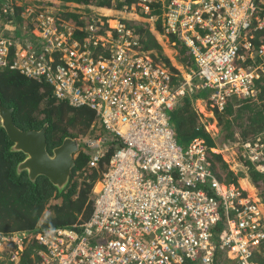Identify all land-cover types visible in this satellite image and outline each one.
Returning <instances> with one entry per match:
<instances>
[{
    "label": "built area",
    "instance_id": "built-area-1",
    "mask_svg": "<svg viewBox=\"0 0 264 264\" xmlns=\"http://www.w3.org/2000/svg\"><path fill=\"white\" fill-rule=\"evenodd\" d=\"M151 3L160 6L162 35L176 36L193 57L189 72L178 66L182 81L153 62L121 19L105 20L102 33L89 24L82 40L48 5L25 8L32 28L21 26L20 36L4 33L11 22L0 19V70L46 83L58 100L94 112L109 135L79 139L88 168L98 169L112 150L89 217L0 232V264H22L28 249L30 264H261L254 258L264 251L260 199L218 179L209 160L218 145L195 136L182 148L169 113L190 86L209 89L218 110L255 91L264 76V0H138L122 11L154 26L157 15H141ZM241 148L243 163L264 172L259 139Z\"/></svg>",
    "mask_w": 264,
    "mask_h": 264
},
{
    "label": "trees",
    "instance_id": "trees-1",
    "mask_svg": "<svg viewBox=\"0 0 264 264\" xmlns=\"http://www.w3.org/2000/svg\"><path fill=\"white\" fill-rule=\"evenodd\" d=\"M17 1L19 4L0 0V19L11 22V30L4 28V33L20 36L21 26L25 25L27 29H31L32 21L22 15L29 5V0ZM42 1V4L53 7L62 20L74 26L73 36L80 40L89 35V24L97 26L96 33L106 31L108 26L105 20L111 17L104 15L105 9L120 11L123 6L129 7L138 2V0ZM152 6L153 10L149 14L141 12V15H157L154 29L162 35L164 29L160 6L151 3ZM122 21L138 35L140 48L144 52L148 51L153 62L163 64L171 72L173 82L184 79L182 70L189 72L194 68L193 57L188 48L176 36L171 34L164 36L168 38V46L174 50L171 55H167L163 53V46L158 41L157 34L150 30L149 22L126 19ZM257 43L259 44V40ZM203 97L201 91L190 86L170 111L169 120L178 139L191 140L195 136H200L205 139L208 146L213 147L217 144L211 133L204 125H196L197 113L192 102ZM0 105L12 109L13 122L22 130L41 129L46 125L45 135L49 152L66 136L80 139L91 133L109 135L99 123H94L95 114L91 109L70 107L53 96L51 86L48 84L27 78L14 70H0ZM213 110L218 125L226 131L225 138L234 141L240 155L241 143L256 139L263 145L264 153V76L256 80V89L250 96L228 99L222 110L216 107ZM12 144L4 128L0 127V231L35 232L52 226H68L89 217L93 186L100 176V171L106 169L112 150H108L105 159L96 169L88 168L89 155L79 149L74 156L70 178L60 190L46 176L39 175L32 180L26 171L18 172L17 164L24 158V153L11 150ZM209 155L211 168L218 179L238 186V180L243 178L244 174L229 169V164L224 161L221 152H210ZM244 164L251 182L260 193V204H264V172L257 170L247 158ZM259 248L263 250L264 244ZM254 258L264 264L259 254ZM22 262L31 263L29 253ZM216 264H223V261Z\"/></svg>",
    "mask_w": 264,
    "mask_h": 264
},
{
    "label": "water",
    "instance_id": "water-1",
    "mask_svg": "<svg viewBox=\"0 0 264 264\" xmlns=\"http://www.w3.org/2000/svg\"><path fill=\"white\" fill-rule=\"evenodd\" d=\"M0 127L13 142L11 150L21 151L24 158L17 164V171H26L30 179L46 176L60 190L65 186L74 165V153L78 150L76 138L66 136L62 142L47 149L46 125L41 129L22 130L12 118V109L0 105Z\"/></svg>",
    "mask_w": 264,
    "mask_h": 264
},
{
    "label": "rangeland",
    "instance_id": "rangeland-1",
    "mask_svg": "<svg viewBox=\"0 0 264 264\" xmlns=\"http://www.w3.org/2000/svg\"><path fill=\"white\" fill-rule=\"evenodd\" d=\"M5 2H6V0H5ZM42 3H43L42 0L40 2L37 0H29V5L26 8L35 9V7L46 6ZM136 7L137 6H135L134 8H136ZM45 8L46 7H43L41 9H45ZM111 18H114V17H111ZM115 20L114 19L109 20V25H114ZM140 22H148V20L142 19V20H140ZM70 25H67V27H69ZM151 27L154 28V26H152V25H151ZM154 33L159 35L158 41L163 46V53H165L167 55H171L174 50L168 46V38L164 37L163 35L158 34L156 31H154ZM201 93L204 97L203 98H196L192 102L193 108L197 113L196 125H198V126L204 125L206 127V130L211 133L216 144L218 145V148L220 149V152L222 154V158L224 159V161H226L229 164V169L233 170L235 173L240 172V173L244 174V177L240 178L238 180L239 185L241 187L245 188L246 192L249 195H251L253 197L260 198V193L258 192V189L251 182V180L247 174V168L241 159V155L237 152V148L234 144V141L231 140L230 138H225L226 131L222 130L221 126L218 125L217 119L213 113L214 112L213 106H211L209 104V102L207 100H205V99H207L208 95L210 94V90L204 89V90H201ZM94 123H95V121H94ZM176 139H177L178 144H180L182 148H185L187 146L189 140H190L187 138L186 139L183 138V140H181V139H178L177 136H176ZM80 141L81 140H79L80 146H82V141L81 142ZM78 150H79V148H78ZM263 206H264V204L262 205V207ZM228 264H235V263L228 261Z\"/></svg>",
    "mask_w": 264,
    "mask_h": 264
},
{
    "label": "crops",
    "instance_id": "crops-1",
    "mask_svg": "<svg viewBox=\"0 0 264 264\" xmlns=\"http://www.w3.org/2000/svg\"><path fill=\"white\" fill-rule=\"evenodd\" d=\"M104 15L105 16H111L114 18H108L109 20H115V19H126V20H135L133 18H130L133 14L132 13H127L124 11H116L115 9L108 8L104 10ZM151 26V25H150ZM153 31H156L154 28L152 29ZM157 32V31H156ZM158 33V32H157ZM159 34V33H158ZM161 35V34H160ZM159 38V35H156ZM263 211H264V206H263ZM262 260H264V251H262V254L259 255ZM235 263V262H234Z\"/></svg>",
    "mask_w": 264,
    "mask_h": 264
},
{
    "label": "clouds",
    "instance_id": "clouds-1",
    "mask_svg": "<svg viewBox=\"0 0 264 264\" xmlns=\"http://www.w3.org/2000/svg\"><path fill=\"white\" fill-rule=\"evenodd\" d=\"M121 11H122V8L120 9ZM196 90V89H195ZM199 91H201V90H199ZM231 98H234V97H231ZM231 98H229V99H231ZM235 98H241V97H235ZM228 101V100H227ZM214 108V107H213ZM176 137V136H175ZM77 139V138H76ZM177 140V139H176ZM77 141H78V148L80 149H82V146H80V143H79V139H77ZM80 146V147H79ZM78 151V150H77ZM76 151V152H77ZM75 152V153H76ZM74 153V156L76 155ZM71 172V171H70ZM70 178V174H69V177H68V179ZM99 179V178H98ZM98 179H97V181H98ZM96 181V182H97ZM96 182H95V184H96ZM95 184H94V186H95ZM94 186H93V188H94ZM92 191H93V189H92ZM92 196H93V192H92ZM77 222V221H76ZM52 227H57V226H52ZM64 227V226H63ZM45 229V228H44ZM41 230V229H40ZM0 232H23V233H30V232H34V231H26V230H15V231H0ZM35 232H37V231H35ZM30 252V249H28L27 251H26V253H29Z\"/></svg>",
    "mask_w": 264,
    "mask_h": 264
},
{
    "label": "bare ground",
    "instance_id": "bare-ground-1",
    "mask_svg": "<svg viewBox=\"0 0 264 264\" xmlns=\"http://www.w3.org/2000/svg\"><path fill=\"white\" fill-rule=\"evenodd\" d=\"M115 23H116V22H115ZM115 23H114V24H115ZM95 186H96V189H98V188L100 187V184H99L98 182H96V185H95Z\"/></svg>",
    "mask_w": 264,
    "mask_h": 264
},
{
    "label": "flooded vegetation",
    "instance_id": "flooded-vegetation-1",
    "mask_svg": "<svg viewBox=\"0 0 264 264\" xmlns=\"http://www.w3.org/2000/svg\"><path fill=\"white\" fill-rule=\"evenodd\" d=\"M46 131V130H45ZM51 152V151H50Z\"/></svg>",
    "mask_w": 264,
    "mask_h": 264
}]
</instances>
